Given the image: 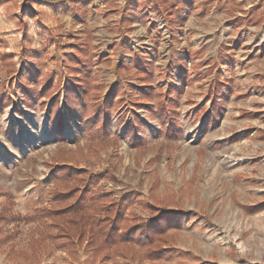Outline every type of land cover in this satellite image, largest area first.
I'll list each match as a JSON object with an SVG mask.
<instances>
[{"label":"rangeland","instance_id":"1","mask_svg":"<svg viewBox=\"0 0 264 264\" xmlns=\"http://www.w3.org/2000/svg\"><path fill=\"white\" fill-rule=\"evenodd\" d=\"M84 1L0 0V93L8 101L0 113V264H88L84 247L73 260L48 237L49 220L36 215L62 182L51 176L57 162L99 175L95 188L116 197L136 191L180 211L173 238L182 254L165 264H264V0H212L206 12L186 11L179 36L153 0L130 30L122 25L129 0H88L81 21ZM84 29L92 31L101 100L112 111L100 137L63 97L56 110L52 98L40 96L45 76L67 78L66 54ZM185 49L203 56L191 61ZM134 52H150L152 82L139 78ZM32 63L37 79L28 73ZM171 84L167 104L180 98L174 137L151 109L159 87L167 93ZM147 86L155 88L150 101ZM125 262L157 264H117Z\"/></svg>","mask_w":264,"mask_h":264},{"label":"trees","instance_id":"2","mask_svg":"<svg viewBox=\"0 0 264 264\" xmlns=\"http://www.w3.org/2000/svg\"><path fill=\"white\" fill-rule=\"evenodd\" d=\"M88 3L89 1L85 0L82 4V12L79 16L81 21L87 14ZM152 4L157 11L163 13L173 36L181 35L186 23L184 12L197 8L206 12L212 8V0H153ZM145 9H147L146 0H129L123 13V27L132 29L134 22L146 17ZM92 40V31L84 29L77 41L70 44V50L66 54L63 65L67 78L58 77L53 81L52 76H45L46 82L42 84L40 96L52 98L56 110L63 97L66 105L78 110L84 129L93 137H100L103 133H108L112 111L110 103L101 100L104 85L99 82L95 60L98 56ZM201 52V50L185 49L186 57L191 61L197 56H203ZM132 62L138 69L139 78L143 83L153 81L154 62L150 52H134ZM182 63L187 65V60L182 58ZM28 66V73L37 79L38 74L34 64ZM121 66L128 68L129 64L122 62ZM23 80L21 82L24 85ZM185 80L187 83L193 82L189 73L187 78L185 76ZM25 83H30L29 79H26ZM61 87L64 88V93ZM146 88L147 93H145ZM146 88L143 89L145 98L147 101L153 100L152 94L155 88L153 86ZM175 88L174 84H171L165 93L163 88L159 87L157 107L151 108L168 137H174L179 132L177 119L179 95L172 97L169 100L171 103L167 104V97ZM132 103L136 106L141 105L137 100H132ZM7 105L6 96L0 93V113ZM124 119L125 112L122 116V120ZM134 119L135 122L141 123L138 115L135 114ZM128 129L129 133H133L131 122ZM134 138L136 139V135ZM50 167L52 178L60 179L62 182H57L53 187V203L49 207L41 208L36 215L37 218L49 220L48 237L55 242L56 247L67 250L73 260L77 259L82 247L85 248L88 264L107 263V261L117 264L119 258L132 259L133 262L150 259L157 264H165L163 260H175L181 256L182 253L174 245L173 238V234L178 233L181 228L180 211H171L166 205H160L156 201L145 202L136 191L125 192L116 197L109 191L96 189L99 175H93L88 170L67 162H57ZM136 203L143 204L150 210L147 219L136 212ZM8 208L5 207V213ZM3 217L5 218L6 214ZM12 218L20 219L15 215Z\"/></svg>","mask_w":264,"mask_h":264},{"label":"crops","instance_id":"3","mask_svg":"<svg viewBox=\"0 0 264 264\" xmlns=\"http://www.w3.org/2000/svg\"><path fill=\"white\" fill-rule=\"evenodd\" d=\"M255 47H256V49L257 50H260L261 49V43H257V44H255ZM260 48V49H259ZM251 73V72H250Z\"/></svg>","mask_w":264,"mask_h":264}]
</instances>
